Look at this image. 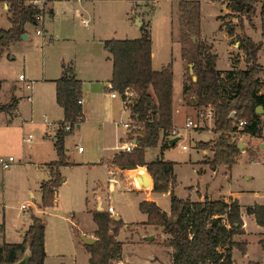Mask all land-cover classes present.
Masks as SVG:
<instances>
[{
	"label": "rangeland",
	"instance_id": "374dc122",
	"mask_svg": "<svg viewBox=\"0 0 264 264\" xmlns=\"http://www.w3.org/2000/svg\"><path fill=\"white\" fill-rule=\"evenodd\" d=\"M179 1L152 0L147 7V14H149L147 20L150 23L152 22L154 27V50L161 58H167V63H171L173 72L174 111L172 120L177 127L175 129L176 134L180 135L181 139L175 147H170L163 154L165 161L168 160L173 163V175L175 177L173 192L178 199L182 200L186 198L192 201L196 200L198 198L197 191H199L203 196L207 195L213 200H218L221 194L238 193L240 194V204L244 206L250 205L254 201L262 202L264 201V146L253 144L252 150L240 155L236 164L230 170L225 166H219L212 174L208 167H203L202 161L204 160L209 164L211 159L210 156H203L205 148L200 143L209 141L211 135L208 132H197V130L206 131L210 130L211 127L214 129V122L212 121L208 127L205 118L199 116L200 112L206 114L208 108L199 109L190 106L185 99L182 102V106H185V108L178 105V98L181 94V79H183V82H187L185 63L181 61L179 54L181 49L177 20ZM194 1L200 2L201 5L200 34L215 42V50L219 55L218 68L225 69L227 63L225 53L227 46L224 36L221 35V30L224 29L219 30V22L215 19L219 12L223 16L220 24L223 23L228 28H234L235 33L231 42H237L238 38L245 36L242 30L246 25V35L255 43L263 45L260 51L264 49V44L258 42L264 40V22L260 20L263 17L260 15V4L256 6V11L251 20H244L243 24L240 25L236 18H230L228 15L227 3L230 2L229 0H223V9L216 0ZM143 5L139 4L137 8H142ZM97 10H99L97 12L99 16H107L110 12V10H106L105 6H102V8L97 7ZM80 20V17L74 16L71 8L60 5L52 19L48 17L44 19L43 26L34 27V25L28 23L29 38L24 41L18 40L9 46L3 52L5 58L0 60V80L3 81L0 88V99L2 100V98L8 96L7 92L10 84L18 83L19 75L26 77V81H39L43 78L51 79V77H58L61 66L70 63V61L77 66V69L86 72L84 77H96L98 75L97 70L103 75L107 74L105 73L107 71L106 66L103 65L101 60L103 58L101 54L104 55L105 50L97 43H99L98 39H108L104 37L106 33L103 29L110 23L98 20L95 23L98 28L94 30V24L88 27L82 24ZM4 21L5 17L3 16L0 18V24H3ZM254 22L256 29L251 28L254 27ZM35 29L41 32L40 36L35 35ZM98 35L101 37L98 38ZM202 36H200L202 43L210 47V51L213 52L209 42L204 41ZM238 44L237 42L232 49L235 60L241 57L239 52H235ZM9 56L14 59L10 60ZM242 57H244L243 63H246L244 53ZM260 62L264 63L263 53ZM238 64L239 61L237 64L235 63V66L238 67ZM256 64L261 69L258 75L259 81L264 83V66L258 64L257 61ZM93 73L97 75L93 76ZM38 87L40 89L47 88L45 86ZM93 87L96 88L98 93L108 96L109 90L106 89L107 85L103 80L95 82ZM23 92L25 97L30 94V92ZM38 107L35 114L42 115L45 109L40 105ZM91 108L92 112L88 116L87 123L83 124L80 129H73L63 139L65 149H69L66 158L69 157L70 163L76 165H69L59 170L61 178L65 179V183L57 191V203H55L54 197V206L46 208L42 211L43 215L39 216L45 224V259L43 264H89L88 258L90 255L84 244L80 242L79 236L83 235L85 231L95 229L93 213L89 210V206L93 202L91 193L97 186L105 187L107 178L110 177L103 164H92L105 161V158L112 154L114 149L111 148L119 143L118 135L126 132L122 123L127 121V114L120 113V99L113 102L111 117L106 121L100 116L95 105H92ZM29 109V103H26L23 99L21 110H24L26 119L30 117ZM187 119H191L198 125L202 123L201 130L192 127L186 128L184 122ZM27 131L25 138H31L32 135L33 143L36 140L37 133L31 126L27 127ZM262 135L264 137V129ZM232 136L237 139V143L243 142L246 146L250 144L249 138H244L242 134L235 133ZM217 137L218 135L214 139ZM32 143H29V145H33ZM29 145L25 146L26 153L29 152L27 148L31 147ZM181 145H186L188 149L182 151ZM77 146H82L84 151L78 153ZM158 153V146L150 148L145 152L144 158L153 160ZM5 154V157L9 155L13 157L15 163L8 170H0V178L4 177L6 179L4 189L0 185V245L3 243V237L4 242L7 244L22 241L20 229L25 230L30 225L32 213H29V209L22 211L20 206L38 202L40 197L37 192L38 183L47 180L43 175L44 166L40 170L34 168L26 160L22 161L20 159L21 155L16 151ZM32 156L34 159V155ZM202 168L204 172L198 174V171ZM116 174L119 175L121 184L115 192L108 194L110 206L115 211L114 216H120L123 223L117 236L122 244L124 254L120 260L125 264H131L128 263V258L131 259L133 264H166L170 258V247L168 248L167 244L162 241L161 233L159 235L161 238L155 237L152 242H146L145 240L146 235L152 236L155 234L153 228H149L150 226L142 223L145 221V216L138 210V203L144 200L145 194L135 191L131 188L133 186H127L126 182L129 179L123 176V173L117 172ZM138 186L140 190L146 189L139 183ZM29 191L35 194V201L29 198ZM255 192H257V196L254 195ZM153 197L154 202L161 210L167 213L170 211L169 192L168 194L154 193ZM87 201L91 204H87ZM102 206L105 208L106 203H102ZM29 207L31 206L29 205ZM93 234H88L87 237L94 238ZM249 242V260L244 259L245 253L242 255L236 254L233 256V264H253L248 263V261L264 264V257H262L260 249L251 240ZM154 257L161 263L154 261L156 260ZM111 263L117 264L118 262Z\"/></svg>",
	"mask_w": 264,
	"mask_h": 264
},
{
	"label": "trees",
	"instance_id": "16d2710c",
	"mask_svg": "<svg viewBox=\"0 0 264 264\" xmlns=\"http://www.w3.org/2000/svg\"><path fill=\"white\" fill-rule=\"evenodd\" d=\"M39 0H0L8 7L7 20L9 29H0V60L3 52L9 46L26 34L25 26L30 23L38 26L35 16L42 12L34 2ZM227 9L230 18H236L240 25L244 20L250 21L258 4L260 15L264 16V0H229ZM178 24L180 37L181 60L185 63L187 82L182 84L183 99L196 108H210L213 112V133L218 137L208 143H200L212 153L209 167L215 169L225 166L228 170L236 164L239 154L237 139L232 134L236 126L243 120L246 125L238 131L239 134L250 137L258 136L262 124V115L256 114V108L261 106L264 111V83L259 81L261 71L256 64L257 56L263 45L255 43L251 38H238V49L244 53L247 68L234 69L224 77L215 70L217 55L211 53L210 47L200 40L201 5L200 2L180 0L178 2ZM223 16L216 19L222 21ZM150 21H143L138 39L116 40L104 42V50L112 56V79L110 92L117 91L123 100L127 98L131 121L140 124L141 129L134 131L130 140L135 147L130 153L122 152L112 160L113 165L122 166L134 163L144 167L146 174L152 179L154 193L170 195V212L160 210L154 202H141L138 210L147 216L144 225L163 227V233L169 236L171 264H232L231 249L239 248L244 254V244H236L233 237L243 234L240 208L236 201L229 203L220 201L192 202L189 199H178L174 192L175 177L173 163L157 158L150 163L145 162V150L155 148L160 136L164 138L172 128V65L167 64L160 71H154L151 66L152 55L150 38ZM227 35L233 37L234 28L221 24ZM192 65V76L188 71ZM62 76L54 81L56 104L63 109V121L59 125L57 135L53 139L56 160L47 165L49 180L40 187L39 207L46 209L54 202L55 192L63 179L58 169L68 166L65 156L64 137L73 129L79 127L84 120L83 108L78 101L82 97L81 81L74 74L72 64L61 66ZM191 98L194 99L192 104ZM13 102L0 105V112H11ZM234 113V117L230 118ZM68 124L70 130L63 129ZM168 142L162 145L161 151L168 147ZM138 174H143L138 170ZM144 175V174H143ZM147 187L149 185V178ZM145 180V181H146ZM151 184V183H150ZM137 187H139L137 185ZM146 187V189H147ZM145 189V190H146ZM256 224L264 228V208L254 204L247 209ZM93 221L97 228L94 232V244L86 246L90 255L89 264H112L120 259L122 245L115 238L120 231L122 221L111 218L108 213L94 212ZM44 224L42 220L31 215V225L21 243L0 245V264H14L27 249L31 257L27 264H43L45 259ZM264 249V242H261Z\"/></svg>",
	"mask_w": 264,
	"mask_h": 264
},
{
	"label": "crops",
	"instance_id": "0c3cea01",
	"mask_svg": "<svg viewBox=\"0 0 264 264\" xmlns=\"http://www.w3.org/2000/svg\"><path fill=\"white\" fill-rule=\"evenodd\" d=\"M188 1H194V0H188ZM216 1L218 3H220V5L222 6V9H223V7H224L222 5L223 0H216ZM150 2H152V0H39L38 3L35 4V6H37L38 9L42 12L41 13L42 19L38 23V26H34V27L43 26V24H44L43 21L46 17L52 19L55 15L56 9L60 5H66L67 8H71L73 10L75 17L78 16L81 18V20L88 22L87 25H85L83 22H82V24H84L85 26H88V27H90L91 24H94V27H93L94 30L96 28H98L95 24L96 21H98V20L104 21L106 23H108V22L110 23L108 26L106 25V27L103 29L104 32L106 33V36H104V37H106L108 39H98L101 36H99V35L97 36L98 37L97 39L99 42L97 44L104 49V42L105 41H110L112 39H116V40L138 39V37L140 36V27L142 25V22L144 21L146 23L147 17L149 15V14H147L148 13L147 7L150 4ZM139 4H144V5L142 8H137V5H139ZM224 5H225V3H224ZM102 6H105L106 10H108V11L110 10V12L108 13L107 16H99L97 14V12L99 11V10H97V7L102 8ZM7 10H8L7 5L5 3L0 2V18H2L3 16L5 17V21L3 22V24H0V29H2V30H7L10 27V24L8 23V20H7ZM218 16H221V12H219L216 15L215 19ZM81 20H80V22H81ZM216 20H218V19H216ZM260 20L262 22H264V16ZM138 22H139V24L137 25ZM218 22H219V26H220L221 25L220 20H218ZM255 22H254V27H251L253 29H256ZM246 27L247 26L244 25L242 33H243V35H245L249 38V36L246 35V33H245ZM27 28H29L28 23L25 26V31H26V35H27V39H28L29 35H28V29ZM200 28H201V24H200ZM153 30H154L153 23L151 22L150 27H149L150 38H152V46H151L152 62H151V66H152V69L154 71H160L162 68H164L169 63H167V58H164V59L161 58L160 55H158L156 53V51L154 50ZM36 31H37V29H35V35H36ZM221 31H222L221 35L224 36V40H225L226 46H227L226 51H225V53L227 55V63H226L225 69H220L217 67V63L219 61L218 60L219 55L216 53V50H215L216 45H215L214 40L212 42L200 34V36H202L204 41L206 40L211 45V48L213 50V52H211V53L217 55L215 70L220 71L222 77H224L226 73L234 71V69L244 71L246 69L247 65H246V63H243V61H244V57H242L243 52H241L237 48L235 52L236 53L239 52L241 57L237 58V60H235L233 57L234 55L232 53V49L237 44V42H235V41L231 42L234 35H233V37H230L227 35L226 31H224V30H221ZM258 42H261L264 44V40H261ZM262 53L264 56V49L262 51H260V54L258 55L257 62H258V64L264 66V63L260 62ZM179 54H180V50H179ZM7 55H9V54H7ZM101 56H103V58L101 60H102L103 65L106 66L107 71H105V73H107V74L103 75L102 73H100L97 70L98 75L96 73H93L94 74L93 76L97 75L96 77H93V78L92 77H84V74L86 72L84 70L77 69V66L73 65L72 61H70V63L72 64L74 74L76 75L77 79L81 81V91H82V97H81L82 104H81V106L83 108L84 120L80 123V125H79V127H77V129H80L81 126H83V124L87 123L88 116L92 112V108H91L92 105H95L98 108L100 116L105 121L107 119H109V117H111V106L113 105V102L116 99L121 100L120 113H122V114L126 113L127 114V121L126 122L131 120L130 119V116H131L130 110H129V108L127 109L125 107L124 100L121 97H116V98L112 99V98H110V91H109L108 96L107 95L104 96V95H102V93L101 94L98 93L96 91V88L93 87V84L95 82L103 80L104 83L107 85L106 89L107 90L110 89V81L112 79V74H113L112 73V61H111L112 56H110V54L106 51H105L104 55L101 54ZM104 57H105V60H104ZM3 58H5V56L2 54L1 59L3 60ZM9 59L13 60L14 58L12 56H9ZM180 59H181V54H180ZM238 61H239V64H238V67H236L235 63L237 64ZM59 74L60 75H58V77H51V79L43 78L39 81L38 80H36V81L27 80L26 81V77H24V80H20L19 77L21 75H19L18 76V83H11L10 84V87L8 89V92H7L8 96H5L6 98H2V100L0 99V105L9 104L11 101L14 103L12 106L11 112H0V157H5V155H6L5 153H10L12 151H16L21 155L20 159L22 161L26 160L28 163L31 164V166H34V168H38V170H40L41 167L44 166L43 175H44V177H46L47 180L50 179L49 178V169H48L47 165L49 163L55 161L57 158L53 139L57 135V131L60 128L59 125L63 121V116H64L63 109H60L56 104V92H55L54 81L58 80L62 76L61 71ZM102 77L103 78L105 77V78L103 79ZM2 84H3V81L0 80V88L2 87ZM182 84H183V79H181V86H180L181 94L178 98V105H180L182 108L183 107L185 108V106H182V102H183ZM27 85L29 86V88H27ZM38 86H45L47 88L40 89ZM172 89H173V79H172ZM23 91L30 92V94H28L25 97L23 95V93H24ZM173 91H174V89H173ZM260 94H264V90H262L260 92ZM23 99H25V102L29 103V106H30V109H29L30 110V117H29V119H26V117H25L26 114H25L24 110H21L22 104H23ZM173 99H174V96L172 94V106L174 105ZM193 102H194V100H193ZM39 105L45 109V112H43L42 115H36L35 114V110H36V108H39L38 107ZM208 109H210V108H208ZM173 111H174V106H173ZM176 112H178V111L176 110ZM262 112H263L262 117H261L262 124L260 127L259 135L253 136V137H250L248 135H243L244 138H249L250 144L246 146V148H245L246 150L239 152L237 160L240 157V155L246 154V152L251 151L253 148L252 147L253 144H258V145L264 146V137L262 135L263 129H264V111H263V109H262ZM172 117H173V113H172ZM207 119L208 118L205 119V122H207V125L209 127L210 124L212 123V118L209 120H207ZM171 123H172L171 129H176L177 127L174 125L173 120H171ZM29 126L33 127V130H35V132L37 133L36 140L33 143H32L33 137L31 134H29V135H31V138H29L28 142H26V140L28 138H25V134H26V132H28L27 127H29ZM202 126H203V124L200 123L198 125V128H196V129L201 130ZM212 128L213 127H211L210 130H206V131H204V130L198 131L197 130V132H200V133L208 132L211 135V139H209V141L203 142V143H208L210 141L215 140L214 138L216 137V135L213 133ZM29 135H28V137H29ZM131 136L132 135L127 133V131L123 134H119L118 135V142L119 143L115 147L111 148V149H114V151L112 150L113 151L112 154L107 156L105 158L106 159L105 161H100V162L94 163L92 165L103 164L107 169L108 175L110 176L107 178V180L112 177L111 174H114L117 178H119V175L116 173L117 172L123 173V176H125L126 178L129 179L128 182L125 181L127 186H129V187L133 186V187H131L132 189L145 194L144 200H142L141 202H154V197H153L154 192L151 191L152 179L149 175L146 174V170L144 167L136 166L137 168L134 169L133 171H127V170H121V167H123L125 165L132 164V163H126L122 166H117V165L115 166L111 162L113 160V158L115 157V155H118L120 153L119 147L121 146V144L130 141ZM177 138L180 141V139H181L180 135H178ZM159 141H160L158 144L159 153L154 158L155 159L162 158L165 161V159L163 158L164 152H166L167 149H169L170 147H175L178 142L175 143L173 146H171L170 140H169L168 147L166 149H164L163 151H161L162 145L167 143L165 141L163 134L160 136ZM29 143H32L33 145H29ZM134 144H135V142H134ZM26 145L31 146V147L27 148V149H29V152H27V153L25 150ZM182 146L183 145H181V147ZM78 147H80V146H77V148ZM77 148H76V150H77ZM187 149L188 148H186L185 150H187ZM147 150H145V152ZM83 151H84V149L82 148L81 152H83ZM65 152H66V154H65V156H66L67 153L69 152V149H65ZM77 152H78V150H77ZM81 152H78V153H81ZM32 155H34V159H33ZM144 155H145V153H144ZM203 156L204 157L210 156V159H211L210 161H212V159H213L212 153L210 150L204 149L203 150ZM8 157H11V156L9 155ZM66 159L68 160V163L70 166L76 165V164L70 163L69 157H67ZM155 159H153V160H155ZM153 160H151V159L147 160V158H145L146 163H150V161H153ZM237 160H236V162H237ZM167 161H165V162H167ZM202 163H203V167L204 168L208 167V169L212 172V174L215 173V171L219 168V167H217L215 169H211L209 167V164L207 162H204V160L202 161ZM64 167H66V166H64ZM64 167H60L58 169L59 174H60L59 170L64 169ZM0 170L5 171L1 168H0ZM138 170H142L144 176L148 177L150 180L149 185H148L146 190H143V189L140 190V188L137 187L138 182L135 179L134 175L137 174ZM202 172H204L203 168L198 171V174H202ZM133 178L135 179V181H133ZM47 180H42L41 182L38 183V186H37L38 187V191H37L38 195H40L41 185L44 182H47ZM64 183H65V179H63L60 187L55 192V195H56L55 196V203H57V198H58L57 191L64 185ZM0 185L3 187V189L6 186V179H4V177L0 178ZM107 193H108L107 183H106L105 187L97 186L95 189H93V192L91 193L92 194L91 197L93 198L92 204L89 203V201H87V204L88 203L91 204L89 206V210L92 213H94V211H98V212L102 211V212L106 213L104 211V209L106 207L104 208L102 206V203H106V206L108 204H110V202L108 201V194ZM197 194H198V198L196 200H194V201H192L190 199L189 200L192 202H203V200H205V199H207L209 201H220V200H222V201L227 202V203H229L230 201H236L239 208H240V214H241V220H242L244 233L234 236L233 242H235L236 244H238V243L244 244V247H245L244 259L249 260V256H248L249 255V253H248L249 247L248 246H250L249 240H251L254 245L255 244L257 245V247L260 249L259 251L262 254V257H264V249L261 246V242H264V228H262L258 224H256L254 217L252 215L247 214V209L252 208L254 206V204H257V205L264 208V201H262V202L254 201L252 204L244 206V205L240 204V194H238V193L237 194H234V193L221 194L218 200H213V199L209 198L207 195L203 196V194H201L199 191H197ZM254 195L257 196V192H255ZM28 196H29V198H31L33 200L36 199V196L32 191L28 192ZM40 199H41V195L39 197L38 202H34L32 204H29L31 207H29V205H26V206H28V207H26L25 205L22 204L20 206V209L22 211H26L27 209H29L28 210L29 213H32V215L40 218L39 216L43 215L42 211L45 210V209H42L39 207ZM169 199H170V197H169ZM186 199H188V198H186ZM141 202L138 203V206ZM54 204H53V206H54ZM22 206H25L26 209L23 210L21 208ZM169 208H170V200H169ZM163 212H165V211H163ZM165 213H167V212H165ZM142 215H144V214H142ZM144 216H145V221L142 223H146V221H147V216L146 215H144ZM111 218H114L117 220L121 219L120 216H118V215L111 217ZM42 222L44 224V221H42ZM30 225H31V223H30ZM30 225H28V227ZM124 225H126V224H124ZM129 225H132V224H129ZM44 226H45V224H44ZM28 227H26L25 230L20 229L21 236L23 235V233L27 232ZM94 228L95 229L83 232V234L85 236H89L88 234H92L97 230L95 224H94ZM149 228H153L155 234H153L152 236L146 235L145 240L148 237H152V241L155 239V237H157V238L162 237V241H164V244L168 243L169 236L163 233V227L150 226ZM160 233H161V237L159 236ZM23 239H24V237L22 236V241H23ZM115 240L117 242H120L118 240V237ZM152 241L146 240V242H152ZM2 242L5 243L4 237H3ZM167 246H168V248L170 247L169 244H167ZM236 254L242 255L243 253L240 251L239 248L233 247L231 249V254H230V259L232 260V264L234 263L233 256ZM122 255H124V254L121 250L120 258ZM154 258H156V257H154ZM128 260H129L128 263L133 264L131 262L130 258H128ZM154 261H159V260L156 258V260H154ZM152 262H153V260H152ZM159 262L161 263V261H159ZM248 263L260 264L258 262H253V261H248ZM166 264H171L170 258L168 259V262Z\"/></svg>",
	"mask_w": 264,
	"mask_h": 264
},
{
	"label": "built area",
	"instance_id": "2783aa9c",
	"mask_svg": "<svg viewBox=\"0 0 264 264\" xmlns=\"http://www.w3.org/2000/svg\"><path fill=\"white\" fill-rule=\"evenodd\" d=\"M37 3H38V1L37 2H34L33 5H35ZM41 19H42V15L41 14H38V15L35 16V21L37 23H39L41 21ZM81 22H83L85 25H87V23H88V22H86L84 20H81ZM36 35H38V36L41 35V32L39 30H37L36 31ZM19 79L20 80H24V76L21 75L19 77ZM27 88H29L28 85H27ZM116 97H121V95L117 91L110 92V98L114 99ZM125 97H126V99L124 100V105L128 109L129 107H127V102H128L127 101V98L128 97H131V96L126 93L125 94ZM78 104L79 105L82 104V99H80L78 101ZM199 116H200V118L201 117H204L205 119L206 118L211 119L212 116H213V112L210 109H208V111H207L206 114H204L203 112H200ZM122 124H123V127L125 128V130L127 131V133H129V134H132V133H134V131H136L138 129H141L140 124H137V123H135V122H133L131 120L128 121V122L122 123ZM245 125H246V121L241 120L238 123V125L236 126L235 133H238V131L240 129H242ZM185 127L186 128H190V127H192V128H198V125L196 123H194L192 120L187 119L186 122H185ZM63 129L66 130V131H69L70 130V126L68 124H64L63 125ZM235 133H233V135ZM177 136L178 135L176 134V130L175 129H171V130H169L167 132V135L165 137V141L167 142L168 140H170L172 138H175ZM28 141H29V138L26 140V142H28ZM134 147H135L134 142L130 140V141L126 142V143L121 144V146L119 147V151L126 152V153H130ZM186 148H187L186 145H184V146L181 147V149L183 151ZM77 150H78V152H81L82 151V147L81 148L78 147ZM14 161L15 160H14L13 157H0V168L3 169V170H7V169H9L12 166V164L15 163ZM111 176L112 177L107 180V191H108V193L115 192L116 188L119 187L120 186V183H121L120 179L117 178L114 174H111ZM133 181H135L134 178H133ZM108 201H109V194H108ZM21 208L23 210L26 209L25 206H22ZM104 211L106 213H108L110 215V217H114V215H115V211L112 208V206H110V204H108L106 206V208L104 209ZM117 262H118L117 264H125V262H123L122 260H118Z\"/></svg>",
	"mask_w": 264,
	"mask_h": 264
},
{
	"label": "water",
	"instance_id": "95a60500",
	"mask_svg": "<svg viewBox=\"0 0 264 264\" xmlns=\"http://www.w3.org/2000/svg\"><path fill=\"white\" fill-rule=\"evenodd\" d=\"M139 24V22L137 23V25ZM27 39V35L24 34L21 36V40H26ZM188 71L190 73V75L192 76L193 81H195V77L193 76V71H192V65H188ZM191 101L193 102V99H191ZM262 107L258 106L256 108V114L258 115H262ZM234 117V113L231 114L230 118ZM179 142L178 138H172L170 139V145L173 146L175 143ZM237 148L239 151H243L246 148V145L243 144V142H238L237 143ZM136 165L134 164H129V165H125L123 167H121V170H127V171H133L134 169H136ZM135 179H137V182L142 186V187H147V180H146V176H144L143 174H135ZM146 180V181H145ZM117 220V219H115ZM23 237L26 236V233H23L22 235ZM80 242L86 246H91L94 244L95 240L91 237H87L84 234L79 236ZM147 241H152V237H148L146 239ZM31 254L29 249H27V251L25 252V254L18 259L14 264H27L28 260L30 259Z\"/></svg>",
	"mask_w": 264,
	"mask_h": 264
}]
</instances>
